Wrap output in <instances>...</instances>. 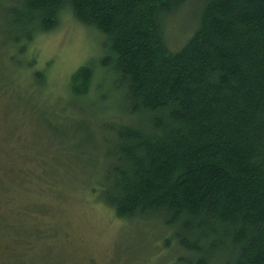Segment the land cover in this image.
Returning <instances> with one entry per match:
<instances>
[{
  "label": "trees",
  "instance_id": "trees-1",
  "mask_svg": "<svg viewBox=\"0 0 264 264\" xmlns=\"http://www.w3.org/2000/svg\"><path fill=\"white\" fill-rule=\"evenodd\" d=\"M190 1L0 0V34L30 41L67 10L104 34L123 93L111 113L125 117L106 127L100 199L170 230L173 264H264V0H196L193 34L172 50L164 22Z\"/></svg>",
  "mask_w": 264,
  "mask_h": 264
},
{
  "label": "rangeland",
  "instance_id": "rangeland-1",
  "mask_svg": "<svg viewBox=\"0 0 264 264\" xmlns=\"http://www.w3.org/2000/svg\"><path fill=\"white\" fill-rule=\"evenodd\" d=\"M195 13L191 0L164 22L172 50L193 34ZM9 37L0 34V247H15L6 264H173L180 250L175 241L167 249L170 230L122 219L100 199L115 137L106 127L125 117L111 113L123 93L102 65L107 37L68 10L30 41ZM85 65L91 82L75 83Z\"/></svg>",
  "mask_w": 264,
  "mask_h": 264
},
{
  "label": "flooded vegetation",
  "instance_id": "flooded-vegetation-1",
  "mask_svg": "<svg viewBox=\"0 0 264 264\" xmlns=\"http://www.w3.org/2000/svg\"><path fill=\"white\" fill-rule=\"evenodd\" d=\"M64 236L66 238H69L71 241L70 242H75V237H71V233H64ZM58 236H56V239ZM72 245V244H71ZM74 247V245H72ZM13 248H15L12 244L5 243L4 247H0V264H6V261L9 259L11 253L13 252Z\"/></svg>",
  "mask_w": 264,
  "mask_h": 264
}]
</instances>
